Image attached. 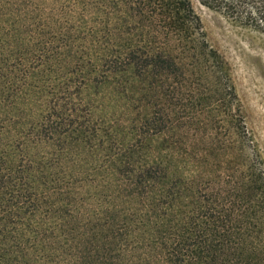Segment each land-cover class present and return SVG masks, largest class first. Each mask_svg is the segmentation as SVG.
<instances>
[{
  "label": "trees",
  "instance_id": "1",
  "mask_svg": "<svg viewBox=\"0 0 264 264\" xmlns=\"http://www.w3.org/2000/svg\"><path fill=\"white\" fill-rule=\"evenodd\" d=\"M197 1L264 35V0ZM0 264H264V163L191 0H0Z\"/></svg>",
  "mask_w": 264,
  "mask_h": 264
},
{
  "label": "rangeland",
  "instance_id": "2",
  "mask_svg": "<svg viewBox=\"0 0 264 264\" xmlns=\"http://www.w3.org/2000/svg\"><path fill=\"white\" fill-rule=\"evenodd\" d=\"M208 44L226 62L245 126L264 163V35L191 0ZM157 138L149 139L154 144Z\"/></svg>",
  "mask_w": 264,
  "mask_h": 264
}]
</instances>
